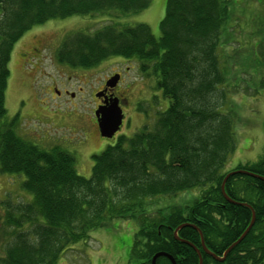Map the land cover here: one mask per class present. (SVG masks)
Masks as SVG:
<instances>
[{
	"label": "trees",
	"instance_id": "trees-1",
	"mask_svg": "<svg viewBox=\"0 0 264 264\" xmlns=\"http://www.w3.org/2000/svg\"><path fill=\"white\" fill-rule=\"evenodd\" d=\"M151 1L0 0V173L22 175L21 189L31 195L26 203L0 200V264H64L69 251L87 246L90 233L129 219L136 225L130 256L137 264H151L158 253L174 264H199L193 247L201 264H264V153L225 171L237 147L235 107L220 61L222 35L234 14L230 0H166L158 36L145 24L114 23L64 37L56 50L60 63L89 69L110 58L131 60L152 81L151 102L166 101L150 120L138 103L145 123L89 157L88 178L76 172L66 150L46 151L18 136L17 116L7 115L8 63L25 33L74 16L135 14ZM257 84L264 88L263 79ZM229 173L227 200L221 185ZM191 191L197 194L186 202L174 201ZM247 206L254 221L243 239L223 261L205 254L198 231L221 257L249 226ZM182 225L176 240L173 231ZM155 264L172 263L160 256Z\"/></svg>",
	"mask_w": 264,
	"mask_h": 264
},
{
	"label": "rangeland",
	"instance_id": "rangeland-1",
	"mask_svg": "<svg viewBox=\"0 0 264 264\" xmlns=\"http://www.w3.org/2000/svg\"><path fill=\"white\" fill-rule=\"evenodd\" d=\"M230 1L234 14H231L228 30L222 35L220 61L227 69L230 106L235 107L237 147L226 163L225 171L238 164L255 163L264 153V88L257 84L264 80V39L259 35L261 30L264 31V0ZM165 4L166 0H152L147 9L129 15L115 12L51 20L25 33L11 52L5 90V109L8 117L17 116V135L46 151L54 147L66 150L75 158L76 172L88 178L92 166L89 155L98 154L106 145L112 144L100 140L93 125L97 102L94 92L116 68L124 69L125 65L130 68L123 74L121 83L123 90L126 88L127 103L122 110L125 121L121 134L129 137L145 123L144 114L137 110L138 103L142 108L147 107L150 120L155 117L159 106H166V101L159 100V94L155 93L159 96L158 106L151 102L155 91L152 90V81L141 74L131 60L110 58L93 68H71L58 61L56 50L64 37L72 32L93 33L114 23L126 26L145 24L154 36H158ZM254 38L258 44H254ZM260 44L263 49L257 47ZM256 47L261 50L258 52ZM121 62L125 64L121 66ZM54 89L60 92V96ZM23 180L22 175L0 173V200L8 198L15 204L29 202L31 195L21 189ZM196 194L197 191L186 192L175 197L174 201L181 204ZM1 214L0 208V218ZM132 220L109 223L93 231L87 246H83L80 253L69 251L63 263L137 264L138 261L130 256L136 226ZM0 232H3L1 223ZM1 254L0 251V257Z\"/></svg>",
	"mask_w": 264,
	"mask_h": 264
},
{
	"label": "water",
	"instance_id": "water-1",
	"mask_svg": "<svg viewBox=\"0 0 264 264\" xmlns=\"http://www.w3.org/2000/svg\"><path fill=\"white\" fill-rule=\"evenodd\" d=\"M118 79L119 77L117 75H114L113 77H111L107 82H106V86L109 87V88H113L116 83L118 82ZM96 98H101V97H104L102 93H97L95 95ZM94 115H95V118H96V122H97V127H98V130H99V134L102 138L104 139H111L114 134L119 130L121 124H122V120H123V115H122V111L121 109L118 107V103H117V100L114 99V98H110V99H107L106 97H104V101H103V106H99L95 112H94ZM238 172H241V171H238ZM234 173H237V172H234ZM234 173H229L223 180L222 182V185H221V193L222 195L226 198V195L224 193V188H223V185L226 181V179L234 174ZM227 199V198H226ZM229 200V199H227ZM249 209L250 207L247 206ZM251 210V209H250ZM251 222L249 224V226L247 227V229L244 231V233L240 236V238L234 242L231 246H229L227 248V250L223 253V255L221 257H218L216 256L215 254H213L212 252H210L204 245V242L202 240V236L200 234V232L198 231L199 235H200V241H201V247H202V250L204 251L205 254H207L208 256L212 257L213 259L217 260V261H223L224 258L226 257L227 253L235 246L237 245L242 239L243 237L246 235V233L248 232V230L250 229V227L252 226L253 224V221H254V214L251 210ZM186 225H182V226H179L178 228H176L174 231H173V235H174V238L176 240H178V237H177V232L179 231V229H181L182 227H184ZM184 242V241H182ZM186 243V242H184ZM198 255V258H199V264H201V256H200V253L198 251V249H196L195 247H193ZM159 256H164L166 258H168L172 264H174L173 260L171 257H169L168 255L166 254H156L153 256L152 260H151V264H155V260L157 257Z\"/></svg>",
	"mask_w": 264,
	"mask_h": 264
},
{
	"label": "flooded vegetation",
	"instance_id": "flooded-vegetation-1",
	"mask_svg": "<svg viewBox=\"0 0 264 264\" xmlns=\"http://www.w3.org/2000/svg\"><path fill=\"white\" fill-rule=\"evenodd\" d=\"M123 64H125V63H122L121 62L120 65L123 66ZM129 69H130L129 66H126V65L124 66V69H123V67L116 68L114 70V72L110 76H108V78H106L105 81H103L101 87L96 92H94V94H96V93H102L103 96L106 97L107 99L115 98L117 100V102H118V106L120 107L121 110H123V107L126 106V104H127L126 103V99H125V94H126L125 89L126 88H124V90H123V87H122L121 83H122V78L124 76L123 74L126 73L127 71H129ZM113 75H117L119 77V79H118V82L116 83V85L113 88H109V87L106 86V82ZM54 92H55L56 95L60 96V92L59 91H57V90L54 89ZM64 93L67 94L66 91ZM104 97H101L99 99H96L95 98L97 102L95 104L94 111L98 108V106L103 105ZM122 114H123V111H122ZM124 117L125 116L123 114V121H122V125L120 127V130H119V133L121 131V128H123L122 126H123L124 121H125V118ZM92 121L94 123L93 125L95 127V130H96L98 136H99V139L100 140L101 139L106 140V139L100 137L99 130H98V127H97L96 118L94 117V114H93ZM118 134L116 133L112 139L107 140V141H111L112 143H114L115 140H116V138H117V136H118ZM91 156H92V154L89 155V157H91Z\"/></svg>",
	"mask_w": 264,
	"mask_h": 264
},
{
	"label": "bare ground",
	"instance_id": "bare-ground-1",
	"mask_svg": "<svg viewBox=\"0 0 264 264\" xmlns=\"http://www.w3.org/2000/svg\"><path fill=\"white\" fill-rule=\"evenodd\" d=\"M158 254H160V253H158ZM161 254H164V253H161ZM160 257V256H159Z\"/></svg>",
	"mask_w": 264,
	"mask_h": 264
}]
</instances>
